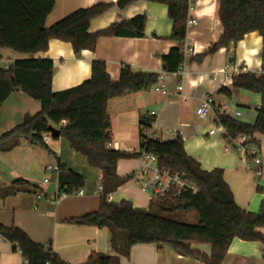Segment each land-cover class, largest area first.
<instances>
[{"label":"crops","instance_id":"1","mask_svg":"<svg viewBox=\"0 0 264 264\" xmlns=\"http://www.w3.org/2000/svg\"><path fill=\"white\" fill-rule=\"evenodd\" d=\"M54 1V7L45 20V27L77 9L99 3L109 4V7L90 20L89 33L139 15L146 16V23L141 37L101 36L93 51L83 50L79 56L74 55L68 42L50 39L48 49L36 53L34 57H49L52 60L53 92L65 91L89 79L93 60L105 63L112 81L118 80L123 65H128L133 74H157L162 70L161 57L176 45L169 38L172 23L168 18L167 6L156 0H138L123 9L115 5L118 0ZM217 10V0H196L190 7L189 17L195 19L196 24L186 26L183 48H189L191 53L181 66L182 73L170 76L167 95L149 89L147 92L129 93L108 101L107 109L112 124L111 148L138 152L139 116L152 113L155 115L151 130L154 137L166 141L181 136L185 152L198 160L202 169L222 170L223 179L237 206L257 213L264 203V135H252L261 165H254L248 158L250 167H246L242 152L235 148L233 140L224 137V131L215 119L219 114H228L241 123L254 124L261 96L233 88L232 80L240 72L264 73V37L257 32L246 33L229 49L219 48L213 54L206 55L201 62L190 60L219 40L223 29ZM28 57L7 48L0 49V63L3 65ZM179 81L182 90H177ZM222 87L230 90L229 96L218 92ZM207 96L212 97V112L207 119L202 120L197 117L195 110L201 99ZM226 103H230L227 108L224 107ZM39 110L40 103L37 100L22 91L14 90L0 108V133L8 132L25 115L35 114ZM236 110L241 113L235 115ZM210 128L216 130L212 135L208 134ZM46 135L48 138L44 142L47 148L20 138L18 144L9 151L0 150V189L18 178L37 186L33 192H18L9 196L0 194V225H14L34 242H51L53 250L69 264H84L93 252L116 255L119 264H203L196 258L183 256L168 245L158 243L134 244L129 255L124 256L111 247L108 228L68 223L67 220L71 218L98 210L101 193L95 191L101 187V175L64 138ZM58 163L85 178L83 194L58 193ZM139 163V157L120 159L116 172L121 177H129ZM48 165L53 167L52 171H46ZM44 179L48 181L44 182ZM40 193L42 195L38 197ZM108 196L110 202L125 200L141 209H147L150 204L146 195L131 179ZM191 247L207 255L211 252L210 245L206 243H191ZM0 264H23L20 253L14 251L13 246L3 238H0ZM221 264H264V244L234 238Z\"/></svg>","mask_w":264,"mask_h":264},{"label":"trees","instance_id":"2","mask_svg":"<svg viewBox=\"0 0 264 264\" xmlns=\"http://www.w3.org/2000/svg\"><path fill=\"white\" fill-rule=\"evenodd\" d=\"M135 1L138 0H118L115 5L123 9ZM156 1L167 6L168 18L172 23L169 38L176 44L161 57L162 70L175 73L187 60L183 45L189 9L196 0ZM217 2L222 34L214 45L190 60L201 62L206 55L213 54L219 48L229 49L246 33L257 32L264 37V0ZM54 4V0H0V49L7 48L30 56L14 60L10 65L0 63V108L14 90L22 91L40 103L37 113L25 115L18 125L4 134L0 133V150L9 151L18 144L20 138L47 148L40 134H49V125L58 129V135L50 136L64 138L101 175L98 210L71 218L67 222L77 226L108 228L110 245L118 254L128 256L134 244L158 243L168 245L183 256L196 258L203 264H221L234 238L264 244V203L257 213L237 206L221 169H202L198 160L185 152L181 136L164 141L151 134L154 114L139 116L138 152L106 147L112 141L108 101L129 93L147 92L156 84L157 74H133L128 65H123L118 80L112 81L105 63L93 60L89 79L65 91L53 92L52 60L49 57H34L36 53L48 49L50 39L68 42L74 55L79 56L83 50L93 51L101 36L141 37L144 34L146 16L139 15L130 20L114 22L103 30L89 33L90 20L109 7V4L99 3L77 9L45 27V20ZM232 87L261 96L255 122L252 125L241 123L228 114L217 115L215 121L225 128L226 139L232 140L245 134L249 137L248 143L255 144L252 135H264V73L240 72L233 78ZM218 92L230 95V90L226 87ZM63 122L66 124L61 125ZM142 152L156 156L162 167L183 172L188 180L197 185V192L178 198H157L150 202L147 209L133 207L125 200L119 203L107 201V196L117 191L131 177L117 174L118 160L139 157ZM56 180L60 195H74L84 188L86 182L83 176L61 163H58L56 169ZM36 189L35 184L18 178L2 187L0 194L9 196ZM191 211L195 216L192 224L170 217L176 213ZM0 238L8 241L13 250L20 253L24 264H69L53 250L51 242H34L14 225H0ZM191 243L209 244L210 254L192 248ZM84 264H119V259L116 255L93 252Z\"/></svg>","mask_w":264,"mask_h":264},{"label":"built area","instance_id":"3","mask_svg":"<svg viewBox=\"0 0 264 264\" xmlns=\"http://www.w3.org/2000/svg\"><path fill=\"white\" fill-rule=\"evenodd\" d=\"M196 24V20L188 17L187 25ZM184 55L187 56L191 53V50L187 47L183 48ZM7 67V66H5ZM181 69L175 73H167L164 70H161L157 73V82L152 87L155 92L161 93L162 95H167L168 93V81L171 78V75L181 74ZM177 90H182L181 81L177 84ZM212 97H204L201 99L199 105L197 106L195 113L199 119L205 120L208 118L210 112H212ZM230 103L224 105L225 108L229 107ZM235 115H239L241 112L239 110L235 111ZM220 128L225 132V128L220 125ZM214 128H210L208 134L212 135L215 133ZM50 134V133H49ZM40 136L43 140L48 138V135L41 133ZM234 141L235 148L242 152L244 156V161L246 167H250L248 163V158L251 159L254 165H261L262 161L257 157V149L254 144L248 143L249 137L245 134L237 136V138L232 139ZM112 143L109 142L106 144V147H111ZM140 163L137 169L131 174L130 179L136 183L139 187V190L146 195L149 202L157 198L162 197H172L178 198L185 194H195L198 190V187L193 181L191 182L186 178L183 172L175 171L166 167H162L158 164L156 156L148 153L139 154ZM53 167L51 165L46 166V171H52ZM48 179H44V182H47ZM83 188L78 190L76 194H83ZM95 193H101V187L95 191ZM42 193L38 194L40 197ZM107 200L110 201L109 196ZM24 264V263H23Z\"/></svg>","mask_w":264,"mask_h":264},{"label":"rangeland","instance_id":"4","mask_svg":"<svg viewBox=\"0 0 264 264\" xmlns=\"http://www.w3.org/2000/svg\"><path fill=\"white\" fill-rule=\"evenodd\" d=\"M170 217L173 219L183 221V222H188L191 224L195 221V216L192 211L190 213H176L174 215H170Z\"/></svg>","mask_w":264,"mask_h":264},{"label":"water","instance_id":"5","mask_svg":"<svg viewBox=\"0 0 264 264\" xmlns=\"http://www.w3.org/2000/svg\"><path fill=\"white\" fill-rule=\"evenodd\" d=\"M48 132L51 134V135H58L59 131L58 129H56L55 127L49 125L48 126Z\"/></svg>","mask_w":264,"mask_h":264}]
</instances>
